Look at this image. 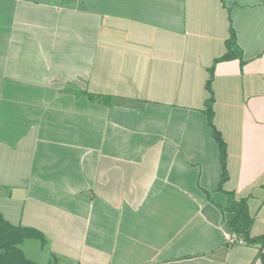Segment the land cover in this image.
<instances>
[{
    "label": "crops",
    "instance_id": "0c3cea01",
    "mask_svg": "<svg viewBox=\"0 0 264 264\" xmlns=\"http://www.w3.org/2000/svg\"><path fill=\"white\" fill-rule=\"evenodd\" d=\"M231 195L264 237V0H0V214L32 261L264 264Z\"/></svg>",
    "mask_w": 264,
    "mask_h": 264
},
{
    "label": "trees",
    "instance_id": "16d2710c",
    "mask_svg": "<svg viewBox=\"0 0 264 264\" xmlns=\"http://www.w3.org/2000/svg\"><path fill=\"white\" fill-rule=\"evenodd\" d=\"M227 53L217 60V63L226 62L231 60H240L243 64V51L240 48L235 31H232L231 39L227 44ZM213 77L208 82L207 90L210 94L207 113L209 115V122L213 129L214 137L219 146L221 155V164L223 168V174L221 184L227 180V145L223 140L221 133L213 125V110L212 105L214 102L213 91H212ZM224 213L229 215L225 217V225L229 230L238 236L237 245L244 244H256L264 240V237L253 239L250 235L251 226L253 224V218L250 215L248 204L245 200H236L234 195H231V200L228 206L224 209ZM29 240H38L42 243H47L45 236L38 230L33 228H25L21 226H15L9 223L0 214V264H37L32 261L26 254L23 245Z\"/></svg>",
    "mask_w": 264,
    "mask_h": 264
},
{
    "label": "built area",
    "instance_id": "2783aa9c",
    "mask_svg": "<svg viewBox=\"0 0 264 264\" xmlns=\"http://www.w3.org/2000/svg\"><path fill=\"white\" fill-rule=\"evenodd\" d=\"M228 242H229V245L234 247L236 245V243H240V244H243V242H238L237 238H235L233 235L230 237H228Z\"/></svg>",
    "mask_w": 264,
    "mask_h": 264
}]
</instances>
